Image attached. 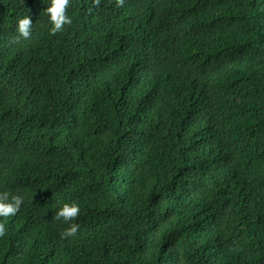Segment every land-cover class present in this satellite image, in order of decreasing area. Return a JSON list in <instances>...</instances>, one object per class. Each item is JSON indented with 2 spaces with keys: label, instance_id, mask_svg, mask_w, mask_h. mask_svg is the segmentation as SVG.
Segmentation results:
<instances>
[{
  "label": "trees",
  "instance_id": "16d2710c",
  "mask_svg": "<svg viewBox=\"0 0 264 264\" xmlns=\"http://www.w3.org/2000/svg\"><path fill=\"white\" fill-rule=\"evenodd\" d=\"M49 4L0 0V264H264V0Z\"/></svg>",
  "mask_w": 264,
  "mask_h": 264
},
{
  "label": "clouds",
  "instance_id": "9594fccd",
  "mask_svg": "<svg viewBox=\"0 0 264 264\" xmlns=\"http://www.w3.org/2000/svg\"><path fill=\"white\" fill-rule=\"evenodd\" d=\"M70 0H50L49 6L45 12L49 17L51 28L49 29V35L55 36L64 30L65 25H71L72 19L67 15ZM117 7H123L125 0H115ZM101 4V0H93L92 8L88 11L91 13L93 8H98ZM33 21L29 16L18 19L16 32L18 33L16 40L20 38L28 39L32 34ZM23 203L22 197L19 195H11L8 192L0 193V218L7 219L15 216ZM80 213V207L78 203H63L59 210L55 213V220H63L64 222H70L77 219ZM80 225L78 223H71L69 227L64 229L61 234L62 239L68 237H75ZM6 234V226L3 222H0V237Z\"/></svg>",
  "mask_w": 264,
  "mask_h": 264
}]
</instances>
